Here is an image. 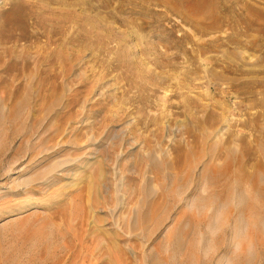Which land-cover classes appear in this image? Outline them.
Listing matches in <instances>:
<instances>
[{
  "label": "rangeland",
  "instance_id": "374dc122",
  "mask_svg": "<svg viewBox=\"0 0 264 264\" xmlns=\"http://www.w3.org/2000/svg\"><path fill=\"white\" fill-rule=\"evenodd\" d=\"M54 263L264 264V0H0V264Z\"/></svg>",
  "mask_w": 264,
  "mask_h": 264
},
{
  "label": "bare ground",
  "instance_id": "6f19581e",
  "mask_svg": "<svg viewBox=\"0 0 264 264\" xmlns=\"http://www.w3.org/2000/svg\"><path fill=\"white\" fill-rule=\"evenodd\" d=\"M189 241V240H188ZM40 253V252H39ZM55 264V263H54Z\"/></svg>",
  "mask_w": 264,
  "mask_h": 264
}]
</instances>
